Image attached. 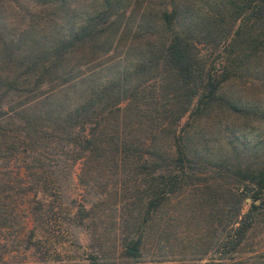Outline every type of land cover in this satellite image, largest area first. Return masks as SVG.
Returning a JSON list of instances; mask_svg holds the SVG:
<instances>
[{"label":"rangeland","instance_id":"rangeland-1","mask_svg":"<svg viewBox=\"0 0 264 264\" xmlns=\"http://www.w3.org/2000/svg\"><path fill=\"white\" fill-rule=\"evenodd\" d=\"M112 1L118 14L113 13L110 19H116L117 31L113 36L108 34L112 39L104 45L108 48L105 51L104 46L100 49L98 45L106 36L77 48L76 59L85 51L89 54L93 43L95 57L87 62L85 56L81 57L84 63L75 71L81 72L75 87L96 86L129 71L123 77L125 86L138 89L137 100L153 106L158 120L166 122L165 109L174 108L185 98L174 97L172 77L164 69L134 71V64L147 57L149 48L165 40L168 31L160 19L162 11L173 7L178 10L175 28L179 30L188 20L196 24L203 15L210 14L217 0ZM55 3L11 0L0 14V29L27 44L41 46L86 18L100 21L99 12L106 6L105 0H68L64 13L60 8L55 10ZM186 6L189 9L185 11ZM223 24L226 28L231 22L226 19ZM216 39L217 44L203 39L197 43L205 68L217 69L222 64L225 41L219 35ZM3 54L0 50V67H12L16 61L7 60ZM23 69L24 66L18 68ZM220 90L242 107L258 113L245 115L224 106L191 113L194 99L173 128L184 135L185 150L190 155L194 151L199 153L194 157L196 162L189 163L196 173L191 182L177 188L149 217L141 210L142 199L135 196L142 185H129L122 182L121 176L117 177L120 172L129 176L136 168H114L89 159L88 153L76 158L80 150L71 149L62 139L65 145L45 149L39 164L51 171L53 180L42 190L43 216H29L27 226H23L26 220L20 211L0 217V264H264V205L255 213L254 226L243 241L233 246L236 237L234 230H230L232 224L228 219H220L223 211H218L227 198L230 202L225 209L230 210V218L232 200L228 192L222 195V190L215 187L218 183L213 178L230 173L231 163L237 159L252 165L264 161V56L250 58L241 71L222 82ZM10 98V104L20 100L15 95ZM161 134L159 144L164 151L171 138L166 130ZM30 154L23 150L9 163L0 161L1 167L7 164L12 184L23 186L27 166L39 165L32 162ZM30 196L24 200L17 195L16 200L30 203L33 209L37 204ZM250 201V196L243 195V211L249 208ZM138 237L139 251L128 252V248L133 250L132 240Z\"/></svg>","mask_w":264,"mask_h":264},{"label":"trees","instance_id":"trees-1","mask_svg":"<svg viewBox=\"0 0 264 264\" xmlns=\"http://www.w3.org/2000/svg\"><path fill=\"white\" fill-rule=\"evenodd\" d=\"M105 1V8L99 12L100 21L86 18L59 32L54 40L44 41L41 46L27 44L26 40L4 34L0 29V50L7 60L16 61L7 69L0 67V161L9 163L16 154L29 150L32 162L39 164L45 149H53L60 143L65 145L62 139L71 149L80 150L76 158L88 153L89 159L108 163L114 168L125 169L129 165L136 168L129 176L120 172L117 177L121 176L122 182L129 185H142L135 196L142 199L139 201L141 210L149 217L177 188L191 182L196 173L189 168V163L196 162L194 157L199 153L194 151L190 155L185 150L184 135L175 126L173 128L194 99L191 113L194 110L202 113L212 106H224L245 115L258 113V110L242 107L237 100L224 95L220 87L222 82L241 71L250 58L264 56V0H217L210 14L203 15L196 24L192 23L193 26L188 20L179 30L175 28L178 10L173 7L162 11L160 19L168 34L155 48H149L147 57L137 61L133 69H164L171 75L176 92L174 97L179 95L185 100L174 108L165 109L166 122L158 120L153 106L137 100L138 89L125 86L123 77L129 71L124 70L121 75L96 86L75 87L81 77V72L75 71L84 63L81 57L85 56L86 62L93 59V43L106 36L98 45L102 49L106 43H111L108 34L113 36L117 31V21L110 17L113 13L118 14V9L114 1ZM9 2L11 0H0V14ZM55 2L56 11L60 8L67 13L68 0ZM188 9L187 6L184 8L185 11ZM226 19L231 24L224 28ZM223 30L224 34H221ZM218 35L225 41L220 58L222 64L217 69L205 68L197 43L203 39L217 44ZM91 41V52L85 51L86 54L76 59L77 48ZM16 43L19 46H15ZM107 49L104 46V51ZM20 66L24 69L19 71ZM13 95L20 100L10 104ZM171 126L172 130L166 129ZM165 130L171 140L168 149L162 151L159 135L162 136L161 132ZM5 166H0V217L20 211L26 220L23 226H27L29 216L37 219L43 216L42 190L53 180L51 171L40 164L28 165V182L25 179L23 186H18L12 184L10 170ZM230 171L213 178L218 183L215 187L222 190V195L228 192L232 200L230 218V210L225 209L226 203L230 202L227 198L218 211H223L220 219H228L232 224L230 230H234L233 246H236L254 226V215L264 205V161L252 165L237 159L231 163ZM17 195L23 199L31 195L37 206L31 209L30 203L23 202L25 199L16 200ZM243 195L251 197L245 211L242 210ZM256 199H262V202L256 203ZM140 240V237L132 240L133 250L128 248L127 251L138 252Z\"/></svg>","mask_w":264,"mask_h":264},{"label":"water","instance_id":"water-1","mask_svg":"<svg viewBox=\"0 0 264 264\" xmlns=\"http://www.w3.org/2000/svg\"><path fill=\"white\" fill-rule=\"evenodd\" d=\"M249 199V198H248Z\"/></svg>","mask_w":264,"mask_h":264}]
</instances>
